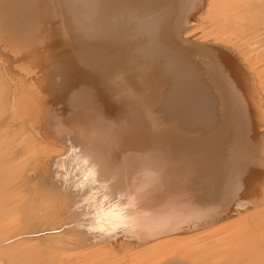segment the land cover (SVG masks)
I'll return each instance as SVG.
<instances>
[{
  "label": "bare ground",
  "instance_id": "6f19581e",
  "mask_svg": "<svg viewBox=\"0 0 264 264\" xmlns=\"http://www.w3.org/2000/svg\"><path fill=\"white\" fill-rule=\"evenodd\" d=\"M59 1L0 0V264H103L89 187L133 264H264V0Z\"/></svg>",
  "mask_w": 264,
  "mask_h": 264
},
{
  "label": "rangeland",
  "instance_id": "374dc122",
  "mask_svg": "<svg viewBox=\"0 0 264 264\" xmlns=\"http://www.w3.org/2000/svg\"><path fill=\"white\" fill-rule=\"evenodd\" d=\"M59 1V0H58ZM170 0H154L153 2H152V4L151 3H149V5L146 7V8H144L142 11V16H146V14H148V13H150V12H152V11H156V10H158V7H159V9H161V7L163 6V5H165V4H167L168 2H169ZM160 2V3H159ZM167 2V3H166ZM59 3V7L61 6V3H60V1L58 2ZM164 24V23H163ZM163 24H162V26H163ZM196 25V24H195ZM161 26V27H162ZM154 32V34H152L153 35V40H154V46H156V45H158V44H160L161 42H162V40H161V38H162V35L160 34V32H158V29H157V31L156 30H154L153 31ZM157 34H159V35H157ZM157 37V38H156ZM160 37V38H159ZM159 39V40H158ZM160 42V43H159ZM73 164V163H72ZM75 171V170H74ZM73 171V169L69 172V171H66L65 169H64V172H66V173H64V174H66V175H68V173H72V174H75V172ZM68 172V173H67ZM75 186H77V184L75 185ZM78 188V187H77ZM77 188H75L76 190H75V192L78 190ZM91 188L89 187L88 189H85L84 190V192L86 193V194H84L83 195V197L81 198V197H75L74 195V197L75 198H77V199H79V210H78V212L77 211H75V212H77V213H72L70 216L73 218L74 216V218L76 219V217H78V219L77 220H75L74 218V220L71 218V219H69V220H71V222L67 219L69 216H67V217H65L64 218V220L65 221H67V223H69V224H72V225H69V224H67L63 219H62V221L63 222H61V224H59V226H60V228H59V231L61 230V231H63L64 233V235H65V237H66V235L67 236H69L70 235V233H71V236H69L68 237V240H71V241H75L76 243V245H75V260L77 259V257L79 256V254L81 255V253L82 254H84L85 253V255H87V254H90V255H87L88 256V259L90 258V260H93L94 261V263H96L95 261H97V263L98 262H100L101 261V263H103V264H106L107 262H106V260L108 259V260H110V261H108V264H112V263H114V264H124V263H126V264H133L134 262H135V259L133 258V257H138V259L140 258L139 256H133V252H135V251H137V250H139L140 248H134L135 246H134V244H133V242L129 239V240H127L126 238V234H121V233H119L116 237L114 236L115 234H117V232L115 233V234H113L112 235V237H110V238H108L107 240H105L106 242H108V244L105 242V241H103L102 239H100V237H98L99 239H97L96 237V239L95 238H91V237H94V235L93 234H95L96 233V235L99 233V235H101V234H103L104 232L103 231H105V232H107V231H109L111 228H114V225L112 224V225H110L112 222L111 221H109V220H106L107 221V223L109 224H105L106 223V221H99L98 222V226H100V229H102V230H100V229H98L99 227H95L96 226V224L97 223H94V224H92V225H94V226H91V228L93 227H95V231H92V230H90V231H87L89 234L91 233V232H93L92 233V236H91V234H90V236H89V234L87 235V232H86V230H87V225H89V223H90V219L89 220H87L86 218H85V215H84V210L83 209H90L91 208V210L93 211V208H94V206H95V208H96V204L95 205H93V206H90L89 204H90V202H89V198H90V194H95V193H97V191L96 190H90ZM95 191V193H93ZM243 191V189L240 191V193ZM91 192V193H90ZM81 194V193H80ZM253 193H249L246 197H245V199L244 200H242L241 202L243 203V202H252V200L250 199V198H253L254 196L252 195ZM89 196V197H88ZM93 196V195H92ZM88 197V198H87ZM249 197V198H248ZM72 199H73V197H71ZM80 199H82V201L80 200ZM247 199V200H246ZM248 199H250V200H248ZM83 200H85V201H83ZM246 200V201H245ZM80 202H81V204H80ZM83 202H86V205H85V203L83 204ZM88 203V204H87ZM91 203L93 204V202L91 201ZM234 203V202H233ZM240 203V209L241 210H243L244 208H245V206H243L245 203ZM249 204V203H248ZM247 204V205H248ZM85 205V206H84ZM89 207H88V206ZM231 205H233V204H231ZM12 206H14V205H12ZM11 206V207H12ZM81 207L83 208V209H81ZM93 207V208H92ZM238 209H239V206H238ZM81 211V212H80ZM79 214V215H78ZM81 214H83V215H81ZM72 215H74V216H72ZM78 215V216H77ZM235 215L237 216V212L235 213ZM244 215H246V214H244ZM79 216H80V218H81V220H80V218H79ZM242 217H243V215H242ZM85 218V219H84ZM84 219V220H83ZM73 220V221H72ZM80 221H81V224H80ZM65 222V223H64ZM79 222V223H78ZM85 222V223H84ZM86 222H88V224H86ZM76 223H78L77 225H76V227L75 228H73L74 227V225L73 224H76ZM102 223H104V225L102 224ZM65 224V225H64ZM67 224V225H66ZM84 224H86V226L84 225ZM70 226V227H68L67 228V226ZM81 225V226H80ZM90 225H91V223H90ZM102 225V226H101ZM108 225V226H107ZM65 226H66V228H65ZM71 226H72V228H71ZM79 226V227H78ZM110 226H113V227H110ZM37 227V228H36ZM102 227V228H101ZM104 227H109L108 229L107 228H104ZM233 227V226H232ZM32 228V227H31ZM45 229V227H41V226H34V228H32L31 230H30V228H29V231L28 230H24V231H26V234L24 235V236H26L27 235V237H28V242H26V246H25V248L26 247H28V248H26L29 252L27 253L28 255H32V257L30 256V258H28V260H33V261H31V262H34V263H39V261L40 262H44V260L45 261H47L48 259H49V255L51 254V252L53 251L52 249L50 250L49 248H48V244L46 243V239H47V236L49 235V231H46V230H40V229ZM47 228V227H46ZM61 228H63V230L61 229ZM104 228V229H103ZM240 228V227H239ZM37 229V230H36ZM66 229V230H65ZM234 229V228H233ZM33 230V231H32ZM34 230H36V231H34ZM40 230V231H39ZM79 230V231H78ZM85 230V231H84ZM100 230V231H99ZM44 231H46V232H44ZM60 231V232H61ZM70 231V232H69ZM83 231V232H82ZM98 231V232H97ZM233 232L234 230H230V232ZM35 232V233H34ZM68 232V233H67ZM95 232V233H94ZM102 232V233H101ZM115 231H113V233H114ZM29 233H31V234H29ZM40 233V234H39ZM80 233V234H79ZM45 234H47V235H45ZM69 234V235H68ZM76 234V236H73V235H75ZM106 234H112V232H109V233H106ZM45 235V236H44ZM80 235H81V239H80ZM88 236V237H90L91 238V240H90V244L89 245H87L86 246V243H85V247H88L87 249H85V247H83V246H81L82 245V242L83 241H85L86 239L84 238V236ZM99 235H97V236H99ZM43 236V237H42ZM77 237V238H74L75 240H73V239H71V238H73V237ZM37 237H38V239H39V241L40 242H42V243H38L37 241H36V239H37ZM79 237V238H78ZM83 237V238H82ZM43 238H44V240H43ZM112 238V239H111ZM118 238V239H117ZM125 238V239H124ZM196 238V237H195ZM84 239V240H83ZM111 239V240H110ZM116 239V240H115ZM30 240H32L33 242H34V244H33V242L32 243H30L29 244V242H30ZM79 240H80V242H79ZM101 240L104 242H101ZM120 240V241H119ZM127 240V241H126ZM192 240V241H191ZM193 240H194V237L193 238H190V241H189V239H188V241L187 242H189L190 244H192V243H194L193 242ZM109 241H110V243H109ZM45 244H44V243ZM85 242H87V240L85 241ZM92 242H95V243H92ZM113 242V243H112ZM36 243H38L37 245H36ZM84 243V242H83ZM103 243V244H102ZM105 243H106V247H104V245H105ZM128 243H130V244H128ZM43 244V246L40 248L39 246H41ZM103 246H102V245ZM112 244V245H111ZM34 245V246H33ZM84 245V244H83ZM92 245V246H91ZM130 246V248L128 249H124L123 247L124 246ZM29 246H32L31 248H29ZM35 246H37V247H35ZM79 246V247H78ZM81 246V247H80ZM90 246V247H89ZM99 246H100V248L101 249H98L99 248ZM112 246H115V247H113V248H115V249H113L112 248ZM128 246V247H129ZM94 247V248H93ZM103 247H104V249H103ZM108 247V248H107ZM109 247H111V249H110V251H109ZM46 248V249H45ZM48 248V249H47ZM79 248H81V249H79ZM82 248H84V249H82ZM89 248H92V249H90V251L88 252L87 250H89ZM98 250H97V249ZM118 250H117V249ZM173 248V247H172ZM174 248H175V246H174ZM35 249H37V250H35ZM42 251L41 253L40 252H36V251ZM45 249V250H44ZM105 249H107V250H105ZM121 249H122V251H121ZM131 249H133V250H131ZM26 250V251H27ZM76 250H78V251H76ZM82 250L83 251H85V252H82ZM113 250H116V252L114 251V253H113ZM120 250V251H119ZM131 250V251H130ZM32 251V253L35 251V253H30ZM43 251H45L44 253H43ZM105 251V252H104ZM112 251V252H111ZM48 252V253H47ZM79 252H81V253H79ZM127 252V253H126ZM40 253V254H39ZM50 253V254H49ZM87 253V254H86ZM109 253H111V254H109ZM131 253V254H130ZM48 254V255H47ZM43 255V256H42ZM130 255H132V256H130ZM34 256V257H33ZM37 256V257H36ZM48 256V257H47ZM29 257V256H28ZM123 257H124V259H123ZM46 258H47V260H46ZM105 258H107L106 260H105ZM119 258H120V260H119ZM145 257L143 256V258H142V260L144 259ZM160 258V257H159ZM35 259V260H34ZM37 259H38V261H37ZM101 259V260H100ZM102 259L103 260H105V261H102ZM115 259V260H114ZM118 259V260H117ZM133 260L131 263H129L131 260ZM137 258H136V260L137 261H139ZM158 258H156V259H154L153 261H156ZM100 260V261H99ZM111 260L113 261V262H111ZM92 261V262H93ZM116 261V262H115ZM122 261L124 262V263H122ZM110 262V263H109ZM117 262H120V263H117ZM147 262V261H146ZM144 262V263H142V264H148V263H151V261H149V262ZM153 263V262H152Z\"/></svg>",
  "mask_w": 264,
  "mask_h": 264
}]
</instances>
